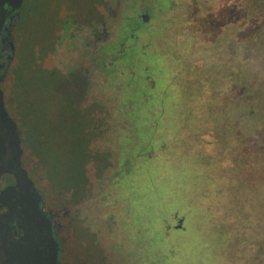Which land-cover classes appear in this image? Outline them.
Here are the masks:
<instances>
[{
	"label": "rangeland",
	"instance_id": "374dc122",
	"mask_svg": "<svg viewBox=\"0 0 264 264\" xmlns=\"http://www.w3.org/2000/svg\"><path fill=\"white\" fill-rule=\"evenodd\" d=\"M63 1L67 0H44L43 10L29 18L26 27L28 53L24 62V84L33 103L32 115L38 117L36 134L44 138L39 147L47 148L50 153L54 151L60 163L71 161L69 143L73 140L70 134L77 132L80 138L85 137L87 117L81 109L72 107L67 98L59 96L52 84L59 74H49L34 64L33 53L40 52L37 48H44V32L57 28L59 4ZM76 1V11L85 18L84 9L94 0ZM241 2L173 0V5L167 7V0H155V4L162 6L161 11L141 34L140 44H149L147 54L141 53L140 45L126 54L124 62L133 61L138 75L146 65L156 75L159 89L150 101L156 112L151 116L145 111L146 104L138 110L140 92L132 91L135 109L128 112L131 119L137 120L140 138L139 142L128 136L123 138L128 152L141 145L146 151L155 149L157 152L147 161L142 158L131 161L124 171L114 165L111 172L106 170L103 175L94 162L90 163L92 184L104 188L111 177L113 181L109 185L114 190L108 187L99 192L90 190L93 201L87 223L93 229L90 232L87 226L89 230L77 228L82 240L72 238L70 245V251L81 257L83 264L87 263L85 257L93 259L89 261L92 264H102L100 255L114 264H264V197L244 184L233 182L235 178L228 189L227 183L231 180L227 181L226 176L229 178L231 173H228V160L219 161L218 158L223 149L217 130L204 126L202 99L210 98L206 89L220 88L217 75L229 45V39L219 41L216 34H249L256 26L252 18L247 25L243 24L244 8L253 0H244L243 5ZM135 22L133 20L132 24ZM48 59V66L53 65L54 58ZM96 98L108 101L104 104L112 109L114 95L109 96V100L101 94ZM87 102L97 107L93 99ZM99 117L97 111L94 119ZM64 118L65 121L61 120ZM94 123L92 120L91 124ZM93 141L97 146L99 139ZM50 153L48 158L54 159ZM234 159H230V164ZM209 162L212 165L207 166ZM213 167L218 168L216 173L220 177L215 185L208 187L205 182L210 179L208 175L213 173ZM98 177H102L99 182ZM51 185L59 192L63 189L62 178L56 177ZM182 189L196 202L182 199L179 191ZM165 193L168 200L162 203L161 196ZM258 197L262 200L257 203ZM258 205H261V216L257 219ZM78 207V204L69 205V213L76 224L68 226L71 235L79 223L78 216L75 218ZM205 207L208 214L204 215ZM178 218H184L181 228L175 227Z\"/></svg>",
	"mask_w": 264,
	"mask_h": 264
},
{
	"label": "flooded vegetation",
	"instance_id": "af4514ba",
	"mask_svg": "<svg viewBox=\"0 0 264 264\" xmlns=\"http://www.w3.org/2000/svg\"><path fill=\"white\" fill-rule=\"evenodd\" d=\"M42 1L0 0V264H52L53 261L56 264H83L84 260L70 251V245L72 238L74 241L82 240L81 231L77 232V228H91L90 232L93 229L87 223L91 217L90 202L93 201L90 190L99 192L106 187L114 190L109 185L113 181L111 177L104 188L92 184L90 163L94 162L95 168L103 175L106 170L111 172L114 165L124 171L131 161L137 158L147 161L154 158L153 154L157 152L155 149L146 151L142 145L131 152L126 150L124 136L134 142H139L140 138L136 130L137 120L131 119L128 112L135 109L131 92L139 90L141 104L138 110L146 104L145 111L152 116L156 111L151 108L150 101L154 100L159 85L148 65L143 66L141 75H138V68L133 61L124 62V59L128 52L140 45L141 53L147 54L149 44H140L143 39L141 34L162 6L155 4V0H94L84 9L86 17L83 18L75 9L76 0L63 1L59 4L57 28L53 32H44V48H37L40 52L33 53L34 64L40 65L49 74H59V78L52 83L56 92L86 115L85 137L80 138L81 135L76 132L70 134V139L74 146L79 141H85L93 155L86 165L85 176L88 180L78 181L71 191L63 188L56 192L49 178L44 175L45 157L49 156L39 147L44 138L36 134L38 117L32 115L33 103L24 84V62L28 53L26 27L29 18L36 11L43 10ZM167 1V7H171L173 0ZM133 20L135 24H132ZM49 57L54 58L51 66L47 63ZM98 94L107 100L114 95L112 109L104 104L108 101L96 98ZM91 99L97 107L87 102ZM97 111L100 117L94 119ZM92 120H95L94 124H91ZM151 130L154 131L152 127ZM17 135L20 136L22 148L20 166L42 194V207L51 223L54 245L50 244L46 236L43 243L37 241L33 245L38 238L31 237L24 218L26 214L24 216L22 212L28 206L27 201L21 204V198L3 193L16 183ZM98 139L97 146H94L93 140ZM80 153L79 149L74 158L80 160ZM78 168L75 169V175L80 177V165ZM101 178L98 177L97 181H101ZM70 204L79 206L75 210V218L78 216L76 221L79 223L72 235L68 226L76 224L69 213ZM68 218L71 220L68 221ZM98 242L100 244L99 239ZM52 254L55 259L50 258ZM99 257L103 258L102 264H114L106 256ZM85 260L87 263L84 264L94 261L87 257Z\"/></svg>",
	"mask_w": 264,
	"mask_h": 264
},
{
	"label": "trees",
	"instance_id": "16d2710c",
	"mask_svg": "<svg viewBox=\"0 0 264 264\" xmlns=\"http://www.w3.org/2000/svg\"><path fill=\"white\" fill-rule=\"evenodd\" d=\"M244 10L246 17L243 24L247 25L249 18L256 22V26L249 34H216L219 41L223 38L229 39V45L220 64L221 71L217 75L220 78L218 82L222 86L212 87L213 90L206 89V94H209L210 98L209 100L205 98V101L202 99L206 120L204 126L208 125L211 129L217 130L219 144L223 149L218 158L219 161L228 160V173H231L229 178L226 176L227 181L231 180L227 183L228 189L235 178L233 182L238 185L244 184L247 189L256 190L264 197V0H253V3ZM69 145L72 159L66 163H60L54 151L50 153L44 148V154L49 156L50 153L54 158L50 160L45 157L44 175L51 182L56 177H61L62 186L67 191H71L78 181L88 180L85 176L86 165L90 160L89 157L93 155L85 141H79L75 146L72 142ZM79 149L80 160L74 158V154L78 155ZM230 159H234L232 164ZM78 165L81 167L80 177L75 175V169H79ZM209 165L212 164L209 162L207 166ZM217 169L213 167V173L208 175L210 179L205 182L206 184L208 182V187L215 185L220 177L216 173ZM223 172L227 173L225 170ZM179 191L182 192V199L187 198L192 203L196 202L193 198H189V193L185 189ZM167 195L165 193L161 196L162 203L167 202ZM256 200L258 203L262 198L258 197ZM257 213L258 219L261 216V205H258ZM203 214H208L206 207L203 208ZM164 219L163 216L161 219L163 228ZM137 231L141 232V229L138 228ZM231 235L234 236V232Z\"/></svg>",
	"mask_w": 264,
	"mask_h": 264
},
{
	"label": "water",
	"instance_id": "95a60500",
	"mask_svg": "<svg viewBox=\"0 0 264 264\" xmlns=\"http://www.w3.org/2000/svg\"><path fill=\"white\" fill-rule=\"evenodd\" d=\"M16 137V183L10 187H7L3 191V193L11 195L13 197L21 198V204H24V202L27 201L28 206L26 210L23 209L22 212L24 213V216L26 214L24 218L28 223L31 237H33L34 239L38 238L37 240H34L33 245H36L37 241L43 243L44 236L48 238L50 244L54 245L55 240L52 239L53 234L51 223L46 218V213L44 212V209L42 207V194L36 188L33 180L28 177L27 172L20 166V156L22 154V148L20 146V136L17 135ZM24 188L29 190H23ZM23 195H25L26 197H24ZM176 217H178V215H176ZM178 219V224L175 227L181 228L183 226L182 224L184 218ZM50 258L55 259V255H50ZM52 264L56 263H54L53 261Z\"/></svg>",
	"mask_w": 264,
	"mask_h": 264
}]
</instances>
